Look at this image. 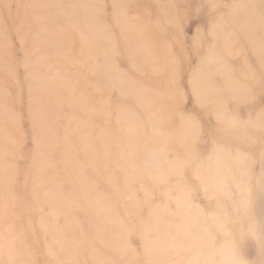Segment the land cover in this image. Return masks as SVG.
<instances>
[{
	"label": "clouds",
	"instance_id": "9594fccd",
	"mask_svg": "<svg viewBox=\"0 0 264 264\" xmlns=\"http://www.w3.org/2000/svg\"><path fill=\"white\" fill-rule=\"evenodd\" d=\"M133 3L111 0L115 35L89 24L101 51L89 58L87 93L65 84L61 50L48 47L37 58L42 139L56 140L49 114L59 107L78 116L73 131L88 147L66 182L56 177L54 149L38 153L44 163L32 194L53 244L41 260L44 253H25L0 231L4 264H264V107L242 115L264 89V0H195L194 7L192 0H147L144 15L130 10ZM193 12L210 20L199 27L198 44L185 31ZM186 55L203 61L202 81L236 58L243 73L216 87L198 82L200 104L189 107L175 73ZM89 114L102 124L99 135ZM101 171L109 191L98 188ZM15 181L14 165L0 162V214L12 206ZM77 212L117 217L110 256L80 257Z\"/></svg>",
	"mask_w": 264,
	"mask_h": 264
},
{
	"label": "rangeland",
	"instance_id": "374dc122",
	"mask_svg": "<svg viewBox=\"0 0 264 264\" xmlns=\"http://www.w3.org/2000/svg\"><path fill=\"white\" fill-rule=\"evenodd\" d=\"M195 0H192L194 7ZM147 0H134L130 10L145 14ZM155 12L153 10V16ZM115 35L118 21L113 17L111 0H0V162H11L15 168L14 199L6 215L0 214V231L8 230L15 245L25 253H44L40 259H47L46 253L53 244V233L39 220L37 201L33 198L32 182L40 175L43 159L38 153L47 149L55 151L53 160L56 177L67 181L79 161L84 158L87 145L78 142L80 134L74 133L75 120L68 109L53 108L49 114L52 126L57 132L55 141L45 144L38 125L36 94L33 81L40 69L37 58L48 47L64 53L59 63V71L65 84L75 93H87L93 87V77L86 70L91 67L92 56H98L101 46L94 42L89 24ZM210 20L205 14L190 15L185 31L193 36L194 43L200 40L199 27L206 28ZM44 41L46 47L41 46ZM241 43H244L241 38ZM251 59V57H249ZM191 57L177 60L175 73L183 89L185 104L198 107L200 96L197 83L203 87H216L224 79H239L243 73L241 58L230 60V69L218 64L206 81L201 65ZM153 71H156L155 69ZM101 82H96L99 90ZM264 107V89L258 100L248 110ZM93 135L102 131L101 122L89 114ZM87 131V130H85ZM98 188L109 191L110 177L101 171L97 177ZM67 186V184L65 185ZM117 217L106 213L77 212L73 228L77 236L80 257L89 259L112 254L116 242ZM247 254L256 258L257 251L249 245ZM15 257L14 259H21ZM5 257L0 256V264Z\"/></svg>",
	"mask_w": 264,
	"mask_h": 264
}]
</instances>
